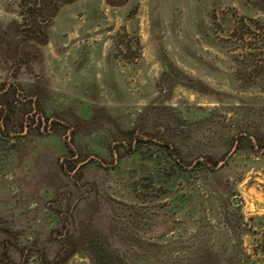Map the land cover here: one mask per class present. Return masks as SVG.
<instances>
[{
	"label": "rangeland",
	"instance_id": "rangeland-1",
	"mask_svg": "<svg viewBox=\"0 0 264 264\" xmlns=\"http://www.w3.org/2000/svg\"><path fill=\"white\" fill-rule=\"evenodd\" d=\"M264 264V0H0V264Z\"/></svg>",
	"mask_w": 264,
	"mask_h": 264
},
{
	"label": "trees",
	"instance_id": "trees-1",
	"mask_svg": "<svg viewBox=\"0 0 264 264\" xmlns=\"http://www.w3.org/2000/svg\"><path fill=\"white\" fill-rule=\"evenodd\" d=\"M87 250L92 260L98 264H119L106 247L97 239L86 240Z\"/></svg>",
	"mask_w": 264,
	"mask_h": 264
}]
</instances>
